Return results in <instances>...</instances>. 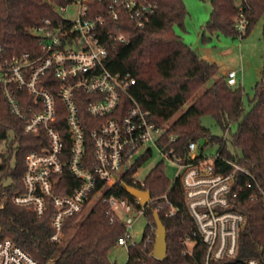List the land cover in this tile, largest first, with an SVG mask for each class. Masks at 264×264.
<instances>
[{"label": "trees", "instance_id": "trees-1", "mask_svg": "<svg viewBox=\"0 0 264 264\" xmlns=\"http://www.w3.org/2000/svg\"><path fill=\"white\" fill-rule=\"evenodd\" d=\"M74 0H0V39L7 57L30 51L37 42L30 37V30L43 19L60 20L56 7L70 5ZM110 0L94 2L93 10L104 12ZM158 10L150 23L136 30L130 18L122 16L118 22L109 20V28L119 27L118 33L128 35V45L114 42L108 37L107 68L113 73L130 74L137 85L131 93L143 109L151 113L158 127H166L162 145L179 157H184L191 142L200 143L201 151L217 144L218 171L230 172L221 158L238 161L264 188V77L254 87L249 99L250 110L244 104L241 85L231 88L227 78L220 76L216 63L199 56L176 29H185L188 10L184 0H153ZM212 12L205 31L210 35L222 34L232 38H246L264 18V0H211ZM93 11V13H95ZM244 19L246 30L240 34L237 24ZM205 36V34H204ZM264 38V28H263ZM204 89V92L199 93ZM83 117L86 114L84 96ZM192 100V105L177 119H171ZM213 117L231 133L234 151L227 140L211 134L202 125V118ZM88 128L87 155L94 160V148ZM175 138L171 141V138ZM44 138L24 133V123L10 113L5 100L0 103V241L9 238L33 257L38 264H115L109 260V252L118 246V240L126 233V225L120 218H112L109 207L97 202L84 217L69 220L60 242L51 241L52 211L39 217L35 212L16 206L12 199L23 191L25 157L39 149ZM149 150L125 176V184L111 188L107 195L130 197L127 188L133 186L132 176L152 157ZM61 194L69 193L78 182L65 171L60 182ZM151 192L152 202L146 207V228L140 242L128 247L126 264H205L206 246L200 237L194 239L192 254L186 253L184 241L192 237L195 222L187 208L185 191L181 181H171L166 174L164 161L159 162L145 180ZM176 209L169 216V206L164 197ZM251 188H243L232 200V208L246 216V224L240 232L239 252L234 262L255 259L264 264V205L251 199ZM158 214L167 230V258L160 260L153 255ZM80 218V219H79Z\"/></svg>", "mask_w": 264, "mask_h": 264}, {"label": "built area", "instance_id": "built-area-1", "mask_svg": "<svg viewBox=\"0 0 264 264\" xmlns=\"http://www.w3.org/2000/svg\"><path fill=\"white\" fill-rule=\"evenodd\" d=\"M74 0L56 7L60 20L43 19L30 30L37 46L30 51L7 57L0 39V103L5 100L10 113L24 123V133L44 140L39 149L25 157L23 191L14 195L16 206L39 217L52 211L51 241L60 242L66 223L81 217L101 201L112 218H120L126 233L118 246L134 245L130 230L136 218L145 216L146 205L132 196L107 195L125 184V176L149 150H159L163 161L173 163L185 191L187 208L195 222L192 237L184 241L192 254L196 238L206 246L205 264H259L255 259L234 262L239 252L240 232L246 216L232 208V200L243 188H251L252 200L264 205V188L238 161L221 158L230 172L218 171L216 155L206 156L197 142L189 143L184 157L168 151L161 141L167 131L158 127L151 113L142 108L131 93L137 85L130 74L111 72L106 61L112 37L128 45V35L109 28V20L130 18L136 30L144 29L155 16L158 4L153 0H110L104 12L93 10L94 2ZM77 6V19L64 17L70 6ZM95 11V13H93ZM240 34L246 30L244 19L237 24ZM228 85H238V72L226 74ZM84 96L86 114L83 117ZM94 148V160L88 157V128ZM175 138H171L174 141ZM139 157L138 154L141 152ZM65 171L78 182L67 194L60 184ZM132 176L133 188L146 191L145 181ZM169 216L176 209L165 196ZM89 211V212H90ZM0 264H38L11 239L0 241Z\"/></svg>", "mask_w": 264, "mask_h": 264}, {"label": "rangeland", "instance_id": "rangeland-1", "mask_svg": "<svg viewBox=\"0 0 264 264\" xmlns=\"http://www.w3.org/2000/svg\"><path fill=\"white\" fill-rule=\"evenodd\" d=\"M188 17L185 22V29H176V32L183 40L190 45L195 52L204 59L216 63L220 72L218 77L224 72L237 71L238 72V85L244 89V104L246 110H250L249 99L254 96V87L264 77V18L257 24L249 36L246 38H232L222 34L210 35L205 31V26L212 12L211 0H184ZM77 6H70L64 17L68 19H77ZM205 34V36H204ZM226 77V75H224ZM204 89L199 93L202 94ZM194 100L189 102L185 107L178 112L170 121L172 123L184 111H186L193 103ZM202 125L208 128L212 135L227 140L228 147L234 151L231 142V133L236 131V125H232V129L224 130L216 120L211 116H205L201 120ZM205 141H201L203 145ZM219 146L213 144L205 150L206 156L216 155L219 151ZM143 151L139 152L138 156ZM163 158L158 149L153 148L152 157L146 161L140 171L136 175V179L144 182L150 171L159 163ZM166 174L171 181H174L177 176V167L165 161ZM90 211V210H89ZM87 212V214L89 213ZM82 215L80 218L86 216ZM79 218V219H80ZM147 220L144 216L135 219L130 235L133 243L142 240ZM128 259V248L126 246H116L109 252V260L115 264H126Z\"/></svg>", "mask_w": 264, "mask_h": 264}, {"label": "water", "instance_id": "water-1", "mask_svg": "<svg viewBox=\"0 0 264 264\" xmlns=\"http://www.w3.org/2000/svg\"><path fill=\"white\" fill-rule=\"evenodd\" d=\"M127 192L130 196L139 199L143 205H146L151 198V192L149 190L142 191L137 188L128 187ZM155 219L157 224V230L153 255L154 257L160 260H165L167 258L168 233L158 214H155Z\"/></svg>", "mask_w": 264, "mask_h": 264}, {"label": "crops", "instance_id": "crops-1", "mask_svg": "<svg viewBox=\"0 0 264 264\" xmlns=\"http://www.w3.org/2000/svg\"><path fill=\"white\" fill-rule=\"evenodd\" d=\"M207 61H209L208 59H206ZM210 62V61H209ZM213 63V62H212ZM227 74V72H224V73H222V76H224V75H226Z\"/></svg>", "mask_w": 264, "mask_h": 264}]
</instances>
